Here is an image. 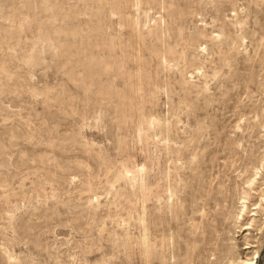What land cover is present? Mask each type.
Here are the masks:
<instances>
[{"label":"rangeland","instance_id":"obj_1","mask_svg":"<svg viewBox=\"0 0 264 264\" xmlns=\"http://www.w3.org/2000/svg\"><path fill=\"white\" fill-rule=\"evenodd\" d=\"M263 116L264 0H0V264H264Z\"/></svg>","mask_w":264,"mask_h":264},{"label":"bare ground","instance_id":"obj_2","mask_svg":"<svg viewBox=\"0 0 264 264\" xmlns=\"http://www.w3.org/2000/svg\"><path fill=\"white\" fill-rule=\"evenodd\" d=\"M264 118V116H263ZM262 130H264V122L262 124ZM264 133V131H263ZM264 138V135H263ZM262 166H264V158L262 159ZM258 170L257 173H255V177L258 175ZM263 176V175H262ZM261 176V178H262ZM264 177V176H263ZM259 181V180H258ZM256 179H250L248 180L247 187L248 190L243 192V197L240 199V208H239V213L236 214V216L234 217V225H238L237 228L240 229V231L245 232V231H249L250 229H255V230H259L260 232H262V226H264V222L260 223V217L264 216V191L260 192V202L258 204H253V206H255L256 208H254L253 210H248L249 209V198L251 196V192L254 191V188L256 187ZM257 192V191H255ZM250 213V214H249ZM249 214V217L246 218V216ZM233 218V216H232ZM251 219V220H250ZM240 220V222H239ZM242 220V221H241ZM246 221L245 224H243ZM235 228V227H234ZM259 232V233H260ZM264 232V231H263ZM248 236H245L244 242H245V246L243 247V249L241 251H251L250 254H246V257L251 256L252 258H246L245 260H243L240 256H241V252L239 253L238 248H237V239H226L227 242H229V245H226L223 247V249H218L217 252L220 255L218 260H220L221 262H223L224 264H254L255 263V256L258 257L259 255V242H250V238H247ZM178 240V241H176ZM175 240V244L177 245L176 247H178V250H180V248H182V244L180 242L179 239ZM198 240V239H197ZM161 242V241H158ZM197 242V241H196ZM140 246L144 249V251L149 255V256H155L157 254L156 251V242L154 245L150 244L149 241L147 239H142L139 242ZM185 249V247H183V250ZM212 256L215 257V255L213 254ZM164 258V257H163ZM185 263V258L183 260ZM164 263V262H163ZM162 263V264H163ZM165 264V263H164ZM212 264H218V262H214ZM256 264V263H255Z\"/></svg>","mask_w":264,"mask_h":264}]
</instances>
